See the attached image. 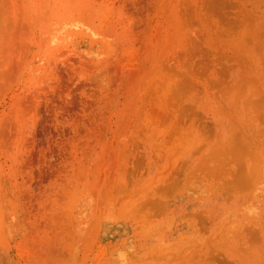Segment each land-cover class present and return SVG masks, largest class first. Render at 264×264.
Returning a JSON list of instances; mask_svg holds the SVG:
<instances>
[{
  "label": "rangeland",
  "instance_id": "obj_1",
  "mask_svg": "<svg viewBox=\"0 0 264 264\" xmlns=\"http://www.w3.org/2000/svg\"><path fill=\"white\" fill-rule=\"evenodd\" d=\"M0 264H264V0H0Z\"/></svg>",
  "mask_w": 264,
  "mask_h": 264
}]
</instances>
